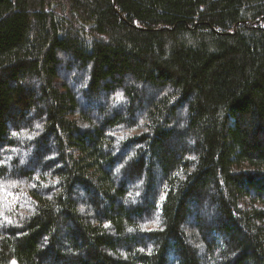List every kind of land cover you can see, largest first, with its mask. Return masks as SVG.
<instances>
[{
  "label": "trees",
  "instance_id": "1",
  "mask_svg": "<svg viewBox=\"0 0 264 264\" xmlns=\"http://www.w3.org/2000/svg\"><path fill=\"white\" fill-rule=\"evenodd\" d=\"M0 264H264V0H0Z\"/></svg>",
  "mask_w": 264,
  "mask_h": 264
},
{
  "label": "rangeland",
  "instance_id": "2",
  "mask_svg": "<svg viewBox=\"0 0 264 264\" xmlns=\"http://www.w3.org/2000/svg\"><path fill=\"white\" fill-rule=\"evenodd\" d=\"M62 61H64V60H62ZM60 66H62V65H60ZM170 143H168V145H169ZM207 207H208V205H206ZM205 205H203V210H206L207 209V207H206ZM204 216L206 217L207 215H205L204 214ZM193 221V218L191 219V221L190 222H192ZM190 224V223H189Z\"/></svg>",
  "mask_w": 264,
  "mask_h": 264
}]
</instances>
